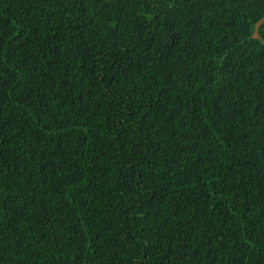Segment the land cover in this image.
Wrapping results in <instances>:
<instances>
[{"label": "trees", "instance_id": "16d2710c", "mask_svg": "<svg viewBox=\"0 0 264 264\" xmlns=\"http://www.w3.org/2000/svg\"><path fill=\"white\" fill-rule=\"evenodd\" d=\"M0 264H264V0H0Z\"/></svg>", "mask_w": 264, "mask_h": 264}]
</instances>
